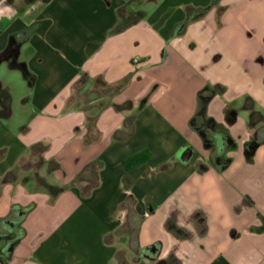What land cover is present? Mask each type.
Returning a JSON list of instances; mask_svg holds the SVG:
<instances>
[{
    "label": "crops",
    "instance_id": "crops-1",
    "mask_svg": "<svg viewBox=\"0 0 264 264\" xmlns=\"http://www.w3.org/2000/svg\"><path fill=\"white\" fill-rule=\"evenodd\" d=\"M1 220L0 264H264V0L0 5Z\"/></svg>",
    "mask_w": 264,
    "mask_h": 264
},
{
    "label": "trees",
    "instance_id": "trees-1",
    "mask_svg": "<svg viewBox=\"0 0 264 264\" xmlns=\"http://www.w3.org/2000/svg\"><path fill=\"white\" fill-rule=\"evenodd\" d=\"M192 16V14H190ZM124 21H127V17H124ZM127 81L123 80L118 84L108 85L101 80L90 79L86 76L81 77L74 87V93L70 97L67 103L68 111L77 110L86 114L87 119V127L88 130H91L94 127V124L97 120L99 113L110 105L111 99L123 91L126 86ZM203 93V92H202ZM202 93H200V98L202 97ZM203 115V108L200 104L192 123L197 120V118ZM149 158L148 152H144L140 155H135L128 158L124 162L125 168L129 169L138 164L145 162ZM31 209V207H27L24 209L21 208H13L11 211V216L15 215V213L20 212V217L18 220H21L25 214ZM3 221L1 220L0 223ZM20 233L19 230L16 232Z\"/></svg>",
    "mask_w": 264,
    "mask_h": 264
},
{
    "label": "rangeland",
    "instance_id": "rangeland-1",
    "mask_svg": "<svg viewBox=\"0 0 264 264\" xmlns=\"http://www.w3.org/2000/svg\"><path fill=\"white\" fill-rule=\"evenodd\" d=\"M37 0H0V5L2 7L5 6H11L13 9L17 8H24L30 6L32 3L36 2ZM41 2H44L46 0H39ZM17 62L14 59L11 60V63Z\"/></svg>",
    "mask_w": 264,
    "mask_h": 264
},
{
    "label": "water",
    "instance_id": "water-1",
    "mask_svg": "<svg viewBox=\"0 0 264 264\" xmlns=\"http://www.w3.org/2000/svg\"><path fill=\"white\" fill-rule=\"evenodd\" d=\"M182 157H186L188 155L187 151H182V153H180Z\"/></svg>",
    "mask_w": 264,
    "mask_h": 264
}]
</instances>
